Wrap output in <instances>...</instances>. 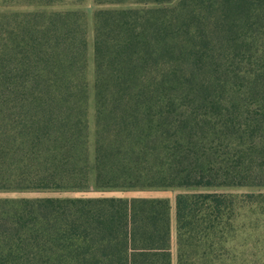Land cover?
<instances>
[{
	"label": "trees",
	"instance_id": "1",
	"mask_svg": "<svg viewBox=\"0 0 264 264\" xmlns=\"http://www.w3.org/2000/svg\"><path fill=\"white\" fill-rule=\"evenodd\" d=\"M0 0V264H256L264 0Z\"/></svg>",
	"mask_w": 264,
	"mask_h": 264
},
{
	"label": "rangeland",
	"instance_id": "2",
	"mask_svg": "<svg viewBox=\"0 0 264 264\" xmlns=\"http://www.w3.org/2000/svg\"><path fill=\"white\" fill-rule=\"evenodd\" d=\"M87 13L88 18V47L89 55H92L93 32H92V13L95 10L92 0H86L81 7ZM177 192L175 191H117V190H96L89 188L88 190H47V191H27V192H9L0 191V198H19V197H165L173 201ZM259 259L256 264H264V228H259Z\"/></svg>",
	"mask_w": 264,
	"mask_h": 264
}]
</instances>
